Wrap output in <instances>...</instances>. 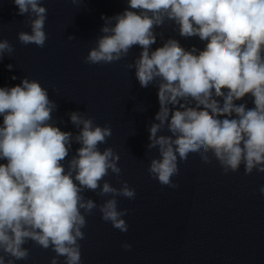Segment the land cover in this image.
Listing matches in <instances>:
<instances>
[{"label": "clouds", "instance_id": "obj_1", "mask_svg": "<svg viewBox=\"0 0 264 264\" xmlns=\"http://www.w3.org/2000/svg\"><path fill=\"white\" fill-rule=\"evenodd\" d=\"M13 2L31 29L17 34L19 42L43 48L48 39L43 0ZM101 19V35L84 62L110 64L139 46L127 68L135 69L142 88H158V122L148 128V152H158L147 168L151 178L178 188L172 178L190 154L204 164L214 158L225 175L242 166L245 175L264 174V0H127L121 13ZM166 22L185 39L198 37L204 48L185 49L168 38L152 50L157 35H164L155 29ZM14 50L0 40V60ZM246 97L253 107L237 103ZM57 109L35 79L25 76L18 85L0 87V264L28 260L29 242L55 253L50 264L60 257L63 264H81L79 242L85 239L86 217L96 210L113 228L128 231L123 219L128 210L118 209L117 197L134 200L136 191L119 180L120 156L99 147L112 136L111 126L72 111L74 135L52 123ZM164 130L168 134H160ZM74 142L80 147L68 159ZM109 172L119 188L105 180ZM89 191L109 198L97 204L84 195ZM259 192L264 195V186Z\"/></svg>", "mask_w": 264, "mask_h": 264}]
</instances>
